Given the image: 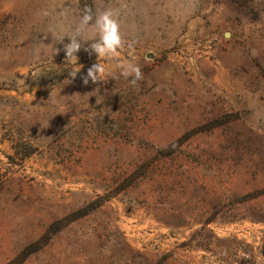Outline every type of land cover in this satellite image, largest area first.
<instances>
[{
    "label": "rangeland",
    "instance_id": "1",
    "mask_svg": "<svg viewBox=\"0 0 264 264\" xmlns=\"http://www.w3.org/2000/svg\"><path fill=\"white\" fill-rule=\"evenodd\" d=\"M0 179V264H264V0H0Z\"/></svg>",
    "mask_w": 264,
    "mask_h": 264
},
{
    "label": "clouds",
    "instance_id": "2",
    "mask_svg": "<svg viewBox=\"0 0 264 264\" xmlns=\"http://www.w3.org/2000/svg\"><path fill=\"white\" fill-rule=\"evenodd\" d=\"M90 21H92V23H89ZM81 25L85 26L92 33V35L88 37L92 42L89 44V47L84 50L89 56L95 55L97 58V63H94L88 69L87 75L83 77V83L87 85L89 79L94 83L102 81L101 76L105 72L102 60L103 58L111 57L116 53L117 49L122 45V38L119 31V25L114 19L112 11L100 12L95 16L94 20H92L90 16L85 15L81 19ZM79 33L80 29H77V35H79ZM53 37L57 40H62L63 34L53 31ZM82 38L83 37H81V39ZM69 40L70 43L64 45L66 57L67 59L71 57L77 61L78 57L76 53L81 50V42L76 36H70ZM53 51H55V49H53ZM121 74L125 76L134 74V79L131 80L132 84H135L136 80L140 77L138 67L132 63L123 66ZM71 76L73 78L76 77V75ZM68 83H70V81Z\"/></svg>",
    "mask_w": 264,
    "mask_h": 264
},
{
    "label": "trees",
    "instance_id": "3",
    "mask_svg": "<svg viewBox=\"0 0 264 264\" xmlns=\"http://www.w3.org/2000/svg\"><path fill=\"white\" fill-rule=\"evenodd\" d=\"M0 184H1V179H0Z\"/></svg>",
    "mask_w": 264,
    "mask_h": 264
}]
</instances>
